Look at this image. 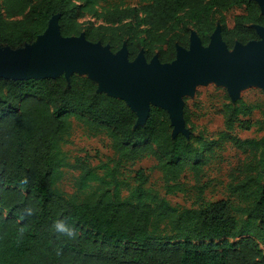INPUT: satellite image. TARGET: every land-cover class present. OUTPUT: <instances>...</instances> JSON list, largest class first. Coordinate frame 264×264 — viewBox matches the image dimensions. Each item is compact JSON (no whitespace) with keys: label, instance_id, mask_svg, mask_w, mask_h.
<instances>
[{"label":"trees","instance_id":"trees-1","mask_svg":"<svg viewBox=\"0 0 264 264\" xmlns=\"http://www.w3.org/2000/svg\"><path fill=\"white\" fill-rule=\"evenodd\" d=\"M101 1L0 0V46L32 44L58 15L63 36L83 33L114 52L127 39L129 60L143 47L147 60L157 49L159 60L170 62L177 45L188 47L190 28L206 46L220 23L231 48L258 39L254 25L264 26L255 0H137L132 6ZM241 6L244 12L227 27L225 13ZM89 15L105 23L85 26L80 18ZM252 110L243 101L225 102V133L213 138L191 126L190 134L173 136L166 110L151 105L145 124L135 126L136 113L126 102L98 91L86 74L74 72L69 80L63 74L0 78V264H264V135L258 140L229 136L264 123L250 119ZM183 116L189 125L186 108ZM73 119L90 135L104 133L117 157L111 168L105 166L109 180L79 164L77 189L98 183L83 202L55 188L65 165L60 145ZM226 139L245 153L239 179L228 186L246 203L244 218L225 199L178 209L143 188L148 178L141 169L129 196L120 197L116 173L122 164L153 157V169L169 193L181 188L186 171L199 178L210 153ZM58 222L73 234L58 231Z\"/></svg>","mask_w":264,"mask_h":264},{"label":"water","instance_id":"water-1","mask_svg":"<svg viewBox=\"0 0 264 264\" xmlns=\"http://www.w3.org/2000/svg\"><path fill=\"white\" fill-rule=\"evenodd\" d=\"M255 1L264 15V0ZM254 28L258 39L237 41L232 50L217 25L206 46L191 30L188 47L177 45L170 62H161L158 55L147 61L143 51L129 60L125 43L113 52L108 44L87 40L83 33L63 36L58 15H54L32 44L19 49L0 46V78H56L63 74L69 80L76 69L90 71L88 76L98 83V91L122 98L136 113L135 126L145 124L153 101L167 111L172 135L186 134L181 95L195 84L208 80L224 83L231 98L250 82L264 88V26Z\"/></svg>","mask_w":264,"mask_h":264},{"label":"rangeland","instance_id":"rangeland-1","mask_svg":"<svg viewBox=\"0 0 264 264\" xmlns=\"http://www.w3.org/2000/svg\"><path fill=\"white\" fill-rule=\"evenodd\" d=\"M108 3L132 6L137 4V0H102L99 5ZM242 12H244L243 6L228 10L225 13L227 27H232L234 16ZM80 21L85 26L105 23L101 19L90 15L81 17ZM217 25L221 27L220 23ZM191 30L194 29L190 28ZM123 43L127 45V39ZM232 47L229 49L232 50ZM140 51L144 53L145 49L140 47ZM157 52V49L154 50L153 56L157 55ZM76 71L91 75L90 71H80L78 69ZM181 100L183 109L186 108L190 120L189 125L185 123L186 134L184 135L190 134L191 126H194L196 134L200 132L213 138L225 133L222 106L229 101L233 103L243 101L253 107L250 115L251 120H264V88L256 82H250L242 86L237 97L231 98L224 83L208 80L205 83H197L192 90L182 93ZM150 104L159 105L153 101ZM171 128L173 131V126ZM229 134L230 137H237L242 140H258L264 135V123L255 124L249 129H236ZM214 150L213 153H210L211 159L204 166L199 178L196 179L191 172L186 171L180 178L181 188L169 193L166 192L162 174L153 169V165L156 163L153 157L146 156L135 162H126L118 168L116 173L120 182L119 195L121 198L129 196L130 188L137 184L135 181L136 172L141 169L148 178L143 188L164 198L170 205L178 209L197 208L210 202L225 199L229 202L234 214L239 219L244 218V208L247 205L236 196H232L229 193L228 186L239 179L238 166L245 157V153L237 149L230 139H226L221 147ZM60 151L65 157V165L62 167L63 177L55 185V188L65 197L76 202H83L90 198L94 195L98 186L97 182H91L89 187L82 190L77 189L76 183L81 172L79 164L93 169L100 176L105 175L106 179L109 180L105 166L111 168L117 158L111 149L110 139L104 133L90 135L87 128L75 119H73L70 134L60 145ZM110 191L113 193L114 187ZM161 230L165 232L167 227L162 224Z\"/></svg>","mask_w":264,"mask_h":264},{"label":"clouds","instance_id":"clouds-1","mask_svg":"<svg viewBox=\"0 0 264 264\" xmlns=\"http://www.w3.org/2000/svg\"><path fill=\"white\" fill-rule=\"evenodd\" d=\"M56 228L60 232H66L69 236H71L73 234L72 230L70 228H68L65 224H63L62 222H58L56 224Z\"/></svg>","mask_w":264,"mask_h":264}]
</instances>
